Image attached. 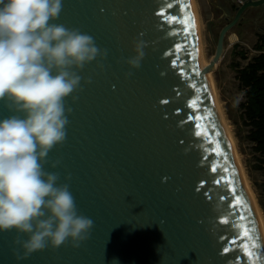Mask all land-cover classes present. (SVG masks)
Instances as JSON below:
<instances>
[{"label":"water","instance_id":"1","mask_svg":"<svg viewBox=\"0 0 264 264\" xmlns=\"http://www.w3.org/2000/svg\"><path fill=\"white\" fill-rule=\"evenodd\" d=\"M262 4L240 0L202 68L188 0H62L51 23L87 33L107 55L77 71L80 87L64 100L66 140L44 169L69 184L94 226L78 248L49 245L24 259L14 242L27 235L0 231V264H264V228L206 74L241 14ZM138 43L144 56L131 68ZM11 115L24 116L0 100V120Z\"/></svg>","mask_w":264,"mask_h":264},{"label":"clouds","instance_id":"2","mask_svg":"<svg viewBox=\"0 0 264 264\" xmlns=\"http://www.w3.org/2000/svg\"><path fill=\"white\" fill-rule=\"evenodd\" d=\"M62 7V0H0V100L24 114L0 120V231L27 235L14 242L23 249L18 259L69 241L78 248L94 226L78 213L69 184L44 169L66 140L64 100L80 87L77 71L107 55L87 33L51 23ZM134 51L126 63L139 68L142 45Z\"/></svg>","mask_w":264,"mask_h":264},{"label":"rangeland","instance_id":"3","mask_svg":"<svg viewBox=\"0 0 264 264\" xmlns=\"http://www.w3.org/2000/svg\"><path fill=\"white\" fill-rule=\"evenodd\" d=\"M210 1L189 0L195 24L197 49L200 44L201 53L208 63L215 53L219 32L218 15L213 13ZM260 26H264V21L231 28L224 40L222 57L215 68L211 70L216 98L224 124L233 141L234 155L237 156L235 158L243 168L244 179L257 203L254 182L264 180V170L255 168V156L252 153L251 145L244 138L246 128L241 125L240 120V105L244 100V94L236 78L235 68L237 63L239 66H244L256 54L253 46L258 39L259 34L256 31ZM243 52L245 59L241 56Z\"/></svg>","mask_w":264,"mask_h":264},{"label":"trees","instance_id":"4","mask_svg":"<svg viewBox=\"0 0 264 264\" xmlns=\"http://www.w3.org/2000/svg\"><path fill=\"white\" fill-rule=\"evenodd\" d=\"M256 54L244 66L236 64V78L243 90L241 125L246 128L245 140L255 156V168L264 170V32L258 35L253 46ZM242 58L244 52L241 53ZM258 204L264 211V180L255 181Z\"/></svg>","mask_w":264,"mask_h":264},{"label":"flooded vegetation","instance_id":"5","mask_svg":"<svg viewBox=\"0 0 264 264\" xmlns=\"http://www.w3.org/2000/svg\"><path fill=\"white\" fill-rule=\"evenodd\" d=\"M210 2L214 11L213 13H216L218 15L217 16V24L219 26V32L217 35V39H218L221 29L235 18L237 12V5L240 3V0H211ZM262 21H264V4L256 8L246 9L241 14L240 19L233 27H243L244 25L247 24L252 25L253 23L258 24L259 22ZM256 32L257 34H261L262 32H264V26H260L259 30H257ZM227 33L225 35V38L227 37Z\"/></svg>","mask_w":264,"mask_h":264},{"label":"bare ground","instance_id":"6","mask_svg":"<svg viewBox=\"0 0 264 264\" xmlns=\"http://www.w3.org/2000/svg\"><path fill=\"white\" fill-rule=\"evenodd\" d=\"M188 1H189V0H188ZM193 21H194V19H193ZM194 29H195V24H194ZM195 35H196V32H195ZM196 44H197V43H196ZM197 52H198V59H199V62H200V64H201L202 68H203V67H205V66L207 65L208 62H206V60L204 59V56H203L202 53H201V46H200V44H199V47H198V49H197ZM206 74H207V76H208V78H209V80H210V84H211V89H212L213 97H214L215 103H216V105H217L218 111H219V113H220L221 120H222V122H223V124H224V119H223L222 113H221V111H220V108H219V105H218V101H217V98H216V93H215V90H214V84H213V80H212V72H211V70L208 71ZM224 126H225V128H226V125H225V124H224ZM226 131H227V134H228V137H229V139H230V142H231V145H232V148H233V152H234L233 141H232V138H231V136H230V134H229L227 128H226ZM235 157H237V156H235ZM236 161L238 162L237 164H238V166H239V168H240V171H241V174H242L243 181H244L245 184H246V181H245V179H244V174H243V171H242L243 168H241L238 159H236ZM246 187H247V189H248V191H249V194H250V196H251V198H252V201H253V203H254V205H255V208H256L257 214H258V216H259V219H260V222H261L262 228H264V213H262V210H261L260 206L258 205L256 199L254 198V196H253V194L251 193L250 189L248 188L247 184H246Z\"/></svg>","mask_w":264,"mask_h":264},{"label":"snow or ice","instance_id":"7","mask_svg":"<svg viewBox=\"0 0 264 264\" xmlns=\"http://www.w3.org/2000/svg\"><path fill=\"white\" fill-rule=\"evenodd\" d=\"M169 7H171V5H169ZM162 15H163V14H162ZM189 20H191V17H186L185 20H184L183 22L187 24ZM188 27H189V28H194V23L189 24ZM192 103H193V106H195L196 101H193ZM203 118H204V117H196L197 120H200V119H203ZM201 127H202V126H201L200 124H197V128H201ZM200 134H201V132H198V133H197V135H200ZM203 134L207 135V129H206V128L203 129ZM213 171H215V168L213 169ZM219 182H220L219 180L216 181V183H219ZM232 193H233V195H234L235 204H233V205H231V206H232V207H236L237 205H241L243 202L241 201V199H240L239 196L235 195V190H234V189H232ZM240 219H241V220H245V219H247V217L244 216L243 214H241ZM248 235H249V230H248L247 227H245L242 236L239 237V238H240V239H243V237H247ZM230 243L235 244V243H236V238H234L232 241H230ZM256 246H257V245H256V243L254 242V243L252 244V247L255 248ZM243 248L247 251V255H248V256L251 257V256L253 255V253L249 250V245H248L247 243H244V244H243ZM226 250H227V249H226ZM253 264H255V262H253Z\"/></svg>","mask_w":264,"mask_h":264}]
</instances>
